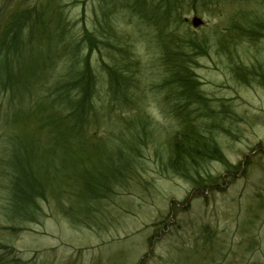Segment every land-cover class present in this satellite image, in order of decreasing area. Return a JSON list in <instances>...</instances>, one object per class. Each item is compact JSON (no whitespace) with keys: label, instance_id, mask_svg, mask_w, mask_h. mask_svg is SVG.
I'll use <instances>...</instances> for the list:
<instances>
[{"label":"trees","instance_id":"trees-1","mask_svg":"<svg viewBox=\"0 0 264 264\" xmlns=\"http://www.w3.org/2000/svg\"><path fill=\"white\" fill-rule=\"evenodd\" d=\"M107 3V7L93 12L90 19L93 25L88 31L75 30L65 15L43 7L23 8L0 30V95L17 104L10 106L6 121L18 120L9 136L4 164L0 163L7 185L1 211L9 225L38 221L47 200L46 188L54 182L58 184L55 194L58 198L69 194L83 203L85 214H97L98 205L90 199L99 191L95 184L97 170L80 173L78 165L81 158L86 161L94 156V165L105 169L104 184L109 175L116 180L126 167L128 171L132 159L139 157L150 122L145 113L131 119L127 117L131 113L127 112L139 108L138 96L143 89L155 85L151 84L155 78L163 111L174 115L178 127L169 143L165 169L199 185L205 180L200 169L203 164L222 156L213 132L205 127L210 126L211 110L198 90L192 58L199 52L215 51L228 60L235 76L260 77L264 81L260 62L264 61V50L260 49L264 43V0H107ZM215 9H223L219 23L197 30L185 23L188 15L205 11L214 16ZM121 22L129 27L134 25L133 31L120 35ZM139 30L145 40L141 49H135L133 36H142ZM243 39L258 47L255 53H250L249 68L243 64L244 56L239 49ZM91 52L97 54L95 60ZM149 72L153 75L149 76ZM21 74L31 76L32 80L29 83L20 80ZM96 100H100V106H96ZM26 106L34 119L19 118ZM103 119L115 133L113 139L107 137L112 144L96 135L99 129L96 127ZM27 125L33 126L36 137L29 154L24 146L14 143L19 136L17 131ZM215 127L220 129L219 125ZM45 128L49 129L50 139H45ZM46 141L49 144L43 143ZM86 153L90 156L84 157ZM69 164L74 171H65ZM50 169L56 173L51 175ZM66 211L73 219L76 210L69 206ZM8 224L6 229L13 230Z\"/></svg>","mask_w":264,"mask_h":264},{"label":"rangeland","instance_id":"rangeland-1","mask_svg":"<svg viewBox=\"0 0 264 264\" xmlns=\"http://www.w3.org/2000/svg\"><path fill=\"white\" fill-rule=\"evenodd\" d=\"M107 4V0H0V30L23 8L43 7L65 15L75 30L84 32L92 28L93 12ZM222 11L215 9L214 16L205 11L188 15L185 23L193 30L210 26L220 22ZM193 18L201 20L199 27H192ZM133 27L121 22L119 34L125 36ZM142 36H133L135 49L142 48L143 32ZM260 46L264 50V43ZM239 49L243 64L249 68L250 53L258 47L243 39ZM90 54L93 60L98 57ZM260 62L264 67V61ZM228 63L210 50L192 58L198 90L211 110L210 126L205 127L213 132L222 156L207 160L200 168L205 180L197 185L165 169L169 143L178 127L174 115L163 111L155 78L151 83L155 85L138 96L139 108L127 112L131 119L145 113L150 122L139 157L132 159L128 171L126 167L116 180L109 175L104 184L105 169L94 165V156L86 161L81 158L80 173L97 170L96 182L92 179L99 191L90 199L100 208L97 206L94 216L85 214L78 198L69 194L58 198L54 182L46 188L47 200L38 221L9 225L1 211L7 185L0 172V264H264V81L260 77L240 79ZM19 79L29 83L32 77L21 74ZM10 106L17 104L0 95V163L18 123L16 119L6 121ZM24 108L19 118L34 119L29 106ZM96 128L101 140L113 143L107 137L115 133L105 119ZM48 130L45 128V139H50ZM17 133L14 143L31 153L36 139L33 126H22ZM67 170L74 171L73 166L69 164ZM55 173L50 169L51 175ZM69 206L76 210L73 219L67 215ZM6 224L13 230L6 229Z\"/></svg>","mask_w":264,"mask_h":264},{"label":"water","instance_id":"water-1","mask_svg":"<svg viewBox=\"0 0 264 264\" xmlns=\"http://www.w3.org/2000/svg\"><path fill=\"white\" fill-rule=\"evenodd\" d=\"M201 20L198 19V18H193L192 21H191V25L193 28H197L201 25Z\"/></svg>","mask_w":264,"mask_h":264}]
</instances>
